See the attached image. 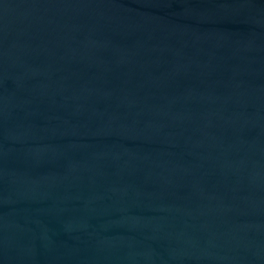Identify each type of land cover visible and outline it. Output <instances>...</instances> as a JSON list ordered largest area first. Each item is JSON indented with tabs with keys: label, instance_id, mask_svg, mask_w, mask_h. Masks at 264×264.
Here are the masks:
<instances>
[{
	"label": "water",
	"instance_id": "obj_1",
	"mask_svg": "<svg viewBox=\"0 0 264 264\" xmlns=\"http://www.w3.org/2000/svg\"><path fill=\"white\" fill-rule=\"evenodd\" d=\"M0 264H264V0H0Z\"/></svg>",
	"mask_w": 264,
	"mask_h": 264
}]
</instances>
